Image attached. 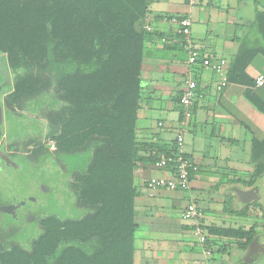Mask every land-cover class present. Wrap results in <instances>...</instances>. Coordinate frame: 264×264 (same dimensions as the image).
Masks as SVG:
<instances>
[{
  "label": "trees",
  "instance_id": "16d2710c",
  "mask_svg": "<svg viewBox=\"0 0 264 264\" xmlns=\"http://www.w3.org/2000/svg\"><path fill=\"white\" fill-rule=\"evenodd\" d=\"M147 11L148 0H0V78L5 69L11 77L2 108L31 111L51 87L61 103L48 115L45 142L28 136L20 150L32 145L29 162L70 158L68 187L91 209L80 219L44 217L28 249L0 241V264H133L134 171L142 160L136 114L144 43L151 37L143 28ZM254 29L259 43H241L226 84L246 87V97L264 114V102L251 91L256 80L246 74L255 56L264 58V13L256 15ZM151 149L152 162L169 153ZM251 161L253 184L264 174V140L253 141ZM209 231L245 238L238 242L242 249L254 244L252 229Z\"/></svg>",
  "mask_w": 264,
  "mask_h": 264
},
{
  "label": "crops",
  "instance_id": "0c3cea01",
  "mask_svg": "<svg viewBox=\"0 0 264 264\" xmlns=\"http://www.w3.org/2000/svg\"><path fill=\"white\" fill-rule=\"evenodd\" d=\"M258 13H264V0H199L194 6L187 0H148L143 28L151 29V37L144 43L136 114L142 160L134 171L133 264H244L252 246L264 249V174L250 183L252 143L264 140V114L246 97V87L222 83L214 69L224 60L228 72L242 42L259 43L254 29ZM172 18L190 20L192 51L209 59L211 67L188 65L189 53ZM246 74L252 80L264 76V58L255 56ZM189 77L197 82V99L184 109L179 100ZM251 91L264 102V86ZM179 134L183 155L197 167L189 190L149 192L147 180L173 174L171 167L154 164L174 152ZM151 146L169 153L152 162ZM190 203L201 213L204 244L181 220ZM228 228L252 229L254 244L242 249L238 242L245 238L209 231ZM251 264H264V254Z\"/></svg>",
  "mask_w": 264,
  "mask_h": 264
},
{
  "label": "rangeland",
  "instance_id": "374dc122",
  "mask_svg": "<svg viewBox=\"0 0 264 264\" xmlns=\"http://www.w3.org/2000/svg\"><path fill=\"white\" fill-rule=\"evenodd\" d=\"M8 84L6 80L4 88ZM58 100L54 87H51L31 105V111L16 113L14 109L9 113L3 109V136L0 140V241L7 245L19 243L29 248L31 241L41 231L39 219L46 216L80 219L90 213V208L77 203L68 187L70 158L68 164L56 158L38 163L29 162L26 151L32 147L31 144L25 147V151L20 150L22 148L16 150L28 136H35L45 142L48 115L61 105ZM50 150H53L52 145ZM77 160L76 164L82 168L83 157Z\"/></svg>",
  "mask_w": 264,
  "mask_h": 264
},
{
  "label": "built area",
  "instance_id": "2783aa9c",
  "mask_svg": "<svg viewBox=\"0 0 264 264\" xmlns=\"http://www.w3.org/2000/svg\"><path fill=\"white\" fill-rule=\"evenodd\" d=\"M190 6H194L198 3L199 0H187ZM171 22L179 25L177 30L178 35L182 38V44L184 48L189 53L188 65L190 67L200 66L201 68L211 67V61L207 58L200 59L191 48L190 41V28L191 22L189 19H176L172 18ZM147 32L151 29L149 27L144 28ZM216 72L221 75V82L226 84L227 71H226V62L221 60L217 66L214 67ZM256 87L264 86V76L260 75L256 78L255 81ZM197 82L193 78L189 77L186 80V88L184 89L180 100L179 105L184 109H189L192 107L193 103L197 99ZM183 137L179 134L176 137V147L174 152L168 156H162L154 166L158 169H168L171 167L173 174L170 177H161V178H150L146 181V189L149 192H154L160 189H166L170 191H188L190 188V177L193 172L197 170V167L191 162L190 159L186 158L182 151ZM201 213L199 209L194 204H188L184 211L181 214V220L185 223H188L193 227V232L197 236L200 244L206 242V232L203 228V225L200 223Z\"/></svg>",
  "mask_w": 264,
  "mask_h": 264
},
{
  "label": "water",
  "instance_id": "95a60500",
  "mask_svg": "<svg viewBox=\"0 0 264 264\" xmlns=\"http://www.w3.org/2000/svg\"><path fill=\"white\" fill-rule=\"evenodd\" d=\"M6 80H8V85H10V77L8 75L7 69L4 70L3 72V82L1 81L0 78V138L2 137V125H3V108L1 105V94H2V89L5 86ZM5 81V83H4ZM251 253L248 255V258L244 264H251L254 262L258 256H261L264 254V249L263 248H256V247H251Z\"/></svg>",
  "mask_w": 264,
  "mask_h": 264
},
{
  "label": "flooded vegetation",
  "instance_id": "af4514ba",
  "mask_svg": "<svg viewBox=\"0 0 264 264\" xmlns=\"http://www.w3.org/2000/svg\"><path fill=\"white\" fill-rule=\"evenodd\" d=\"M2 136H3V134H2ZM2 138V137H1ZM1 138H0V140H1ZM44 142V141H43ZM17 148H20V147H16V150H17ZM27 155V154H26ZM257 236H259V235H257Z\"/></svg>",
  "mask_w": 264,
  "mask_h": 264
}]
</instances>
